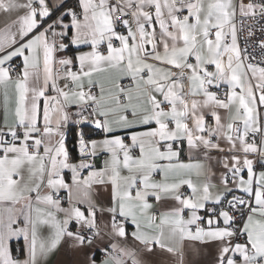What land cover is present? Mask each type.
<instances>
[{
	"label": "snow or ice",
	"instance_id": "snow-or-ice-1",
	"mask_svg": "<svg viewBox=\"0 0 264 264\" xmlns=\"http://www.w3.org/2000/svg\"><path fill=\"white\" fill-rule=\"evenodd\" d=\"M0 14L9 18L0 28V264H43L63 238L91 246L105 231L102 264H146L141 253L157 248L185 264V240L215 242V264H264V24L255 39L264 0H77L64 11L0 0ZM69 45L88 50L57 55ZM70 122L104 133H77L79 163L66 147ZM221 141L229 155L213 193L207 161L224 152ZM185 142L203 156L182 161ZM98 153L107 155L101 168ZM93 185H110L109 207L93 201ZM98 215L109 217L103 227ZM18 236L24 259L9 249Z\"/></svg>",
	"mask_w": 264,
	"mask_h": 264
},
{
	"label": "crops",
	"instance_id": "crops-1",
	"mask_svg": "<svg viewBox=\"0 0 264 264\" xmlns=\"http://www.w3.org/2000/svg\"><path fill=\"white\" fill-rule=\"evenodd\" d=\"M69 0H49L50 7L52 8H59V11H64L66 8H69V6L66 7H60V5L65 6V4ZM77 2V0H75ZM59 15V12H56L55 15L52 17V19H55L56 16ZM9 18L3 14H0V28L4 27V24ZM47 22H51L48 20ZM66 23L68 20L65 21ZM118 31H124L123 28H118ZM71 35V33H69ZM65 43H68L66 40ZM88 48L85 46H81L80 48H77L75 46L69 45L68 48H66L62 53H58V56H67V57H74L77 53V51H87ZM13 61L18 62V64H22L21 60H18L16 58L13 59ZM75 70V69H74ZM211 70V69H210ZM61 86H63V83L65 81H61ZM214 91V88L212 89ZM49 94H51L49 92ZM72 111H76V109L73 107ZM0 123H2V112H0ZM209 123H211V120L209 118ZM75 125L73 123H69L65 129H63L66 133V147L69 152L70 162L71 163H79L81 157L79 151H71L70 145L68 142V134ZM155 126V125H152ZM82 132L84 133V136L86 139H102L104 136V133L97 129L95 126L92 125H83L81 127ZM143 130V128H135V129H120L116 132V134L121 135L122 137H127L130 131H140ZM128 140L129 143L131 142L130 139ZM221 147L224 148V152H219L216 150H211L209 152L210 159L207 161V164L209 166V176H208V182L212 185H215L214 188H212V192L216 193L221 189L220 185V178L225 172V169L223 167V160L226 155H229L228 152V145L221 141ZM201 158L203 156V153H189L187 149V144L183 145V150L181 152L180 159L184 162H188L189 158ZM252 158V157H250ZM107 159V155L103 153H98L97 157L92 161L96 168H101L104 166V161ZM256 170H262L260 164H256ZM64 177L66 182L71 184V171L68 169L64 170ZM87 174V171L84 172V175ZM245 176L247 175L246 170L243 173ZM155 179H159V176H155ZM191 189L187 188V193L185 195H190ZM233 194L238 195L239 192H234ZM61 197V206L67 208L68 205V193L66 190H60L59 194ZM91 198L94 202L97 203L98 206L107 208L110 206V185L108 186H100V185H93L92 192L90 193ZM230 197V196H229ZM231 198V197H230ZM150 202L154 203L155 201L151 200ZM176 202L172 201L170 199L165 200L164 204L165 207L168 205H174ZM213 203L212 201H209L206 205L208 208V205ZM82 208H86V205H80ZM159 207V206H157ZM160 210H164L163 207L160 208ZM188 211L185 210L184 216L187 218ZM199 215L207 219L208 213L206 210H200ZM60 218H63V214H59ZM109 221V217H99L98 215V222L103 227L104 224H106ZM18 227H22V223L16 225ZM70 230L75 232L78 229V225L75 223V221L70 222ZM126 231L129 233V236L127 237V243L128 245H135L136 242L132 240L131 238V232L134 231V226L131 225L130 221L126 225ZM41 236H46L48 234V229L45 226L41 229ZM112 242V237L108 235L107 231L102 232L101 237L97 238L91 246L85 245L82 247H74L73 241L70 238H63L60 242V244L57 246L53 252H51L43 261V264H90V258L95 260V264H102V261L105 258L103 249ZM184 246V262L185 264H215V256H216V248L217 245L215 242L207 241V242H200V241H190L185 240L183 242ZM9 249L14 258L17 259H24L25 258V242L23 239V236L13 237L9 241ZM143 260L146 262V264H179L180 257L179 255H173L170 253H167L164 250H161L159 248L155 249V251L151 254H144L141 253Z\"/></svg>",
	"mask_w": 264,
	"mask_h": 264
},
{
	"label": "built area",
	"instance_id": "built-area-1",
	"mask_svg": "<svg viewBox=\"0 0 264 264\" xmlns=\"http://www.w3.org/2000/svg\"><path fill=\"white\" fill-rule=\"evenodd\" d=\"M76 4H77V2H75V0H69V1L65 4V6H63V7H66V6H69V7H75ZM262 24H264V22H258L257 25H256L257 30H256V33H255V39H256L257 41L261 38V33H260V30H259V29H260V27L262 26ZM118 28H122V27H118ZM242 36H243V34H242ZM245 43L251 45V44L253 43V41H252V40L245 41V40L242 39V40H241V45L243 46ZM249 51H254L258 57L260 56V50H259V48H255V49H253V48L249 47ZM12 63H13V64H18V62H16V61H12ZM125 83H127V81H125ZM223 90H224V89H223V87H222V88L220 89L221 93L223 92ZM214 91H216V89H214ZM73 124H74V123H73ZM74 125H75L74 127H75V132H76L75 147H76V151H79L78 144H77V140H78L77 133H78L79 131H82V130H81V127H82L83 125H92V126H94V125L91 124V123H88V122H84V123H82V124H80V125H76V124H74ZM125 142H126V143H129L128 140H125ZM180 191L185 195V194L187 193V186H186V185L182 186L181 189H180ZM238 195H240V194H238ZM59 197H60V196H59ZM60 198H61V197H60ZM227 198L230 199L229 196H228ZM225 204H226V201H225ZM211 207H214V204H213V203H211V204L208 205V208H211ZM217 207H219V206H217ZM236 215L239 216V213H237ZM240 239L242 240L243 237H241Z\"/></svg>",
	"mask_w": 264,
	"mask_h": 264
},
{
	"label": "trees",
	"instance_id": "trees-1",
	"mask_svg": "<svg viewBox=\"0 0 264 264\" xmlns=\"http://www.w3.org/2000/svg\"><path fill=\"white\" fill-rule=\"evenodd\" d=\"M75 139H76V132H75V129L73 128V130H71L68 134V142H69L71 151L75 150L76 152Z\"/></svg>",
	"mask_w": 264,
	"mask_h": 264
}]
</instances>
